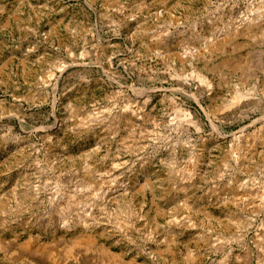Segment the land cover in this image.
Here are the masks:
<instances>
[{"label": "rangeland", "instance_id": "374dc122", "mask_svg": "<svg viewBox=\"0 0 264 264\" xmlns=\"http://www.w3.org/2000/svg\"><path fill=\"white\" fill-rule=\"evenodd\" d=\"M0 264H264V0H0Z\"/></svg>", "mask_w": 264, "mask_h": 264}]
</instances>
